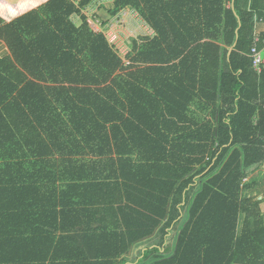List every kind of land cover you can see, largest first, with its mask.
<instances>
[{"label":"trees","instance_id":"16d2710c","mask_svg":"<svg viewBox=\"0 0 264 264\" xmlns=\"http://www.w3.org/2000/svg\"><path fill=\"white\" fill-rule=\"evenodd\" d=\"M93 1L0 0V264H264V0Z\"/></svg>","mask_w":264,"mask_h":264},{"label":"rangeland","instance_id":"374dc122","mask_svg":"<svg viewBox=\"0 0 264 264\" xmlns=\"http://www.w3.org/2000/svg\"><path fill=\"white\" fill-rule=\"evenodd\" d=\"M112 3L113 0H94L84 9V13L88 16L91 26L96 31L104 32L124 61L129 63L126 55L132 50L133 41L142 36H152L153 29L134 9L125 8L117 16H111L109 8L112 7ZM74 20L80 23L78 16H74ZM8 53L7 45L4 41H0V57ZM258 172L264 177V163ZM260 175H257L256 178L259 179ZM258 181L262 184L264 179L260 178ZM258 194V191L251 193L253 196ZM173 234H177V230H173ZM152 241L148 242L146 246H150ZM167 241L171 242L172 237L170 236ZM141 247H137L136 256H141V250H139ZM128 256L131 257L130 254Z\"/></svg>","mask_w":264,"mask_h":264},{"label":"built area","instance_id":"2783aa9c","mask_svg":"<svg viewBox=\"0 0 264 264\" xmlns=\"http://www.w3.org/2000/svg\"><path fill=\"white\" fill-rule=\"evenodd\" d=\"M262 24H264V19H260L258 21ZM256 41L257 42H262L263 46L259 48L256 44L252 47L251 49V56L253 57V65L254 68L258 72H263L264 71V30L261 33H258L256 36ZM127 63V62H126ZM129 64V63H127Z\"/></svg>","mask_w":264,"mask_h":264},{"label":"crops","instance_id":"0c3cea01","mask_svg":"<svg viewBox=\"0 0 264 264\" xmlns=\"http://www.w3.org/2000/svg\"><path fill=\"white\" fill-rule=\"evenodd\" d=\"M264 30V24H262V23H260V24H257V28H256V35L258 34V33H261L262 34V31ZM231 50H232V48H230ZM136 251H137V248H133L131 251H130V256H132V257H134V256H136Z\"/></svg>","mask_w":264,"mask_h":264},{"label":"water","instance_id":"95a60500","mask_svg":"<svg viewBox=\"0 0 264 264\" xmlns=\"http://www.w3.org/2000/svg\"><path fill=\"white\" fill-rule=\"evenodd\" d=\"M0 59H1V57H0Z\"/></svg>","mask_w":264,"mask_h":264}]
</instances>
